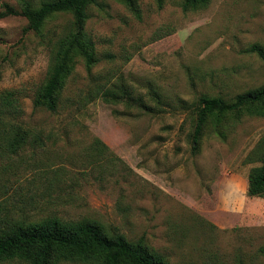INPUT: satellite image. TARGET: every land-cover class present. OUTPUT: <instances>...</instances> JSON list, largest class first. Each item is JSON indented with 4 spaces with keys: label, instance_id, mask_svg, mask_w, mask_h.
<instances>
[{
    "label": "rangeland",
    "instance_id": "374dc122",
    "mask_svg": "<svg viewBox=\"0 0 264 264\" xmlns=\"http://www.w3.org/2000/svg\"><path fill=\"white\" fill-rule=\"evenodd\" d=\"M135 2L139 18L118 0L89 6L85 31L98 62L87 73L76 60L52 112L34 100L72 17L55 14L24 33L17 1L0 0V95L14 100L12 121L38 136L15 153L0 149V218H88L142 238L168 264H264V197L246 194L258 165L246 157L264 117L225 119L219 133L207 126L196 151L190 142L200 97L232 101L264 84V55L249 52L257 45L264 54V0L188 11L182 0ZM97 85L123 87L153 111L87 102Z\"/></svg>",
    "mask_w": 264,
    "mask_h": 264
},
{
    "label": "trees",
    "instance_id": "16d2710c",
    "mask_svg": "<svg viewBox=\"0 0 264 264\" xmlns=\"http://www.w3.org/2000/svg\"><path fill=\"white\" fill-rule=\"evenodd\" d=\"M20 14L27 21L23 30L40 32L46 19L55 14L68 13L72 17L71 28L63 32L53 44L47 77L35 96L34 105L49 111L57 109L58 98L66 79L81 60L87 73L96 65L94 43L85 31L89 6L97 0H48L35 4L33 0H16ZM136 18L140 17L135 0H118ZM210 0H182L184 11L205 7ZM160 7L163 0H156ZM6 14L13 12L2 5ZM4 15L0 14V17ZM249 52L262 57L263 51L256 45ZM102 99L106 103L124 102L128 106L150 113L152 108L141 96L135 97L123 87L95 86L87 92L86 101ZM16 111L9 93L0 95V149L15 153L38 136L12 121ZM193 130L190 135L192 150L196 151L207 126L214 125L219 133L225 119L234 122L243 116L264 117V84L237 94L232 101L220 97L202 96L195 110ZM94 148L101 152L105 146L99 139ZM246 161L258 163L247 174L246 194L264 197V136L248 154ZM17 260L25 264H57L81 262L86 264H168L164 256L151 249L142 238L129 241L117 229H107L95 220L84 218L64 221L48 217L41 221L25 222L4 215L0 218V261Z\"/></svg>",
    "mask_w": 264,
    "mask_h": 264
}]
</instances>
